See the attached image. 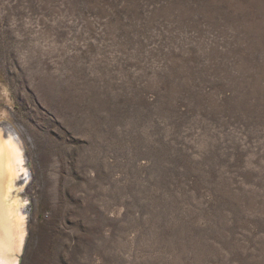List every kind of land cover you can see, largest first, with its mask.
Segmentation results:
<instances>
[{
	"label": "rangeland",
	"instance_id": "obj_1",
	"mask_svg": "<svg viewBox=\"0 0 264 264\" xmlns=\"http://www.w3.org/2000/svg\"><path fill=\"white\" fill-rule=\"evenodd\" d=\"M0 122L21 264H264V0H0Z\"/></svg>",
	"mask_w": 264,
	"mask_h": 264
},
{
	"label": "bare ground",
	"instance_id": "obj_2",
	"mask_svg": "<svg viewBox=\"0 0 264 264\" xmlns=\"http://www.w3.org/2000/svg\"><path fill=\"white\" fill-rule=\"evenodd\" d=\"M21 161L15 139L11 134L0 132V264H17L18 258H14L13 254L22 243L21 200L16 197L10 202L6 201L10 191L15 188ZM16 188L18 194L20 187Z\"/></svg>",
	"mask_w": 264,
	"mask_h": 264
},
{
	"label": "water",
	"instance_id": "obj_3",
	"mask_svg": "<svg viewBox=\"0 0 264 264\" xmlns=\"http://www.w3.org/2000/svg\"><path fill=\"white\" fill-rule=\"evenodd\" d=\"M0 132L4 134L8 133L12 135V137L15 139L17 143L19 153L22 158L21 167L19 168V171L16 173V177L18 176V179H16L14 183L15 188L10 191L9 198L6 200L7 202H10V200H13L16 197H18L21 200V214L23 220L21 222L22 237L20 239V243L21 241L22 243L21 246L19 245V248L16 251V253L13 254L14 258H18L17 264H21L24 251L27 242L29 240V235H30L29 224L32 216L31 215L32 200L28 193V188L32 181L30 159L22 137L19 136L20 134L12 126H10L7 123L0 122ZM17 186L20 187L19 189L20 191L18 192V194H16Z\"/></svg>",
	"mask_w": 264,
	"mask_h": 264
}]
</instances>
